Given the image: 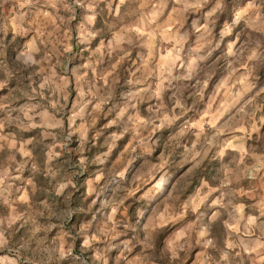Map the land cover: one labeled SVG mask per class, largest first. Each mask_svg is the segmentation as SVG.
I'll return each mask as SVG.
<instances>
[{"label": "clouds", "instance_id": "9594fccd", "mask_svg": "<svg viewBox=\"0 0 264 264\" xmlns=\"http://www.w3.org/2000/svg\"><path fill=\"white\" fill-rule=\"evenodd\" d=\"M236 3L237 0H221L220 19L215 25L209 22V16L202 26L200 22L185 21L181 28L179 12L168 16L173 0H118L114 10L109 11L115 20L112 31L106 34L101 25L104 0L96 7L87 0H0V264H87V255L92 256L94 264H110V249L133 252L134 241L126 238L133 230L143 238L146 250L154 249L157 233L162 236L172 231L189 212L200 215L202 206L217 191L224 196L214 204L230 218L228 239L221 244L208 227L179 229L166 244L171 264H183V254L192 244L202 249L198 264H247L248 258H253L255 264H264V220L249 216L247 202H241L243 197L258 200L264 217V157L253 155L250 159L243 136L234 138L227 148L209 142L210 150L220 148L213 156L214 166H223L219 188H210L191 207L183 201L174 206L169 200L164 212L154 215L140 231L151 204L167 195L176 174L200 159L199 149L209 137L220 135L215 118L211 131L206 121H198L191 129L180 128L182 99L177 96L171 106L167 103L173 82L199 83L204 79V86L210 88L224 64L230 69V79L249 95L264 79V9L252 5L236 9ZM133 5L135 18L126 23V10ZM77 6L82 10L79 14ZM225 17L228 24L222 25ZM193 30L200 37L196 47L192 46ZM161 36L169 46L168 53L157 56L155 48L145 53L141 47L143 63L134 66L136 72L128 81L135 88L123 86L127 73L118 72V64L112 61L129 60L133 53L127 46L131 42L139 44L148 37L159 43ZM76 44L81 49L79 53L75 51ZM217 56L221 57L216 66L219 71L207 79L204 74ZM202 92L203 87L198 94ZM246 101L247 97H241L235 106L244 116L248 114L245 107L254 102ZM148 104L156 105L155 116L143 112ZM227 104L226 98L217 111L224 112ZM45 114L52 123L45 122ZM44 127L56 134L54 147L60 151L54 153L55 159L46 156L42 167L30 147L35 141H24L17 132L31 135ZM178 128L171 157H163L147 176L138 178L143 184L150 177L145 187L153 199L138 211L137 223H128L127 231L121 233L125 222L118 220V212L123 201L109 202L108 191L115 185H126L140 160L155 156L159 143L152 144L154 133H160L162 139L166 130L172 133ZM193 129L195 138L191 135ZM93 132L97 145L101 137L109 136L106 151H101L106 156L104 160L96 156L90 161L88 156L93 151L89 139ZM129 135H135L139 143L129 150L121 167L109 169L112 156ZM77 144V157L69 159L68 168L69 172L78 171L70 175L57 168L48 173L46 190L42 188L37 178L44 174L43 170L52 168L64 154L71 158ZM180 156L184 157L181 167L173 169L171 165ZM85 178H90L89 183L97 185L98 190L103 188V216L98 214L91 224L74 234L72 224L82 216L74 200L82 191L78 180ZM22 191L27 194L22 196ZM88 194L91 197L95 192L89 188ZM40 200L48 204L41 207ZM173 209L174 215L169 216ZM77 248L80 255H76Z\"/></svg>", "mask_w": 264, "mask_h": 264}, {"label": "rangeland", "instance_id": "374dc122", "mask_svg": "<svg viewBox=\"0 0 264 264\" xmlns=\"http://www.w3.org/2000/svg\"><path fill=\"white\" fill-rule=\"evenodd\" d=\"M220 4L221 0H179V3H176L175 0H173V7L169 8V10H171L170 16H173L174 13L179 12L181 28L184 27L185 21H187L189 24L194 21L200 22L202 26L203 22H205L209 16H211V20L209 22L212 25H215L220 19V11L218 10V6ZM249 5H252L257 9H264V0H244L243 3H241L240 0H237L235 7L236 9H239L242 7H248ZM181 9L183 11H179ZM80 11L81 9L79 6H77L76 12L79 14ZM221 23L222 25H227V18L225 17ZM246 39L247 34L245 35V40ZM199 42L200 37L197 36L195 34V30H193L192 46L196 47ZM244 42L245 41L242 40L240 43L243 44ZM159 48L161 49L160 52L162 55L166 54V51L169 49V47L164 45ZM220 61L221 57L217 56L212 64L209 65L208 70L204 74L207 79H211L213 76H216V73L219 71L216 66L220 63ZM180 71L181 70L178 68L177 74H180ZM229 71L230 69L228 65L224 64L223 71L215 79L210 88L204 86V79H201L199 83L197 81H174L171 88L168 90L167 103L169 106L174 103L175 97L178 96L182 99L183 115L182 119L180 120V128L187 126L191 129L192 125L198 121H206V127L209 131H211V124L213 122V118H215L217 122V131L220 133V135L215 137V139H213V137H209L208 141L204 142V146L199 149L202 153L200 159L193 164H189L187 167L183 168L182 171L178 172L168 189L167 195L151 204V208L147 216L143 218V224L140 228L141 232L144 231V226H147L151 223L154 215H159L160 213L164 212V206L169 200H171L175 206L177 202L182 201L183 197L186 198L188 193L190 197H192V192H194L196 187H198L201 197L206 196L210 188H219V180L222 178L223 166H214L213 156L220 151V148L217 147L214 150H210L209 142L212 144L222 145L227 148L233 142L234 138L243 136L245 137L246 146L250 151L249 158L251 159V156L253 155L256 157H264V79L261 80L260 85L255 89V91L249 95L247 91H243L241 89L240 85L236 84L234 79H230ZM257 71H260V69H257ZM252 79L255 80L256 77L253 76ZM201 87H203V92L198 94V90ZM230 92L231 96H229ZM241 97H247V101L254 100V102L248 104L247 107H245V104L239 105L240 107H245V111L248 113L247 116H244L239 112V109L235 107L237 104H239ZM226 98L228 99V104L225 111L218 112L217 110L219 109L220 104L223 103ZM155 109L156 107L154 106H148L144 113H152V115L155 116ZM178 111L180 110L178 109ZM253 124H255V128L253 127ZM40 130L41 129L33 134L35 136L43 135L46 138L49 137L50 139H47L48 141L52 140L53 138L55 139L56 135L52 130L46 128L42 133ZM179 130L180 129L178 128L177 132L172 133H168L167 130L165 131L162 139L167 137L172 138L167 142L164 141L165 144H159V149H168L166 151L167 154L165 157H171L173 153L174 141ZM195 133L196 130L193 129L191 132L193 138H195ZM17 134L22 136L23 139L29 135L27 133L18 132ZM155 134L156 133L153 135L155 136ZM157 134L160 138L161 134ZM131 136L133 137V135ZM137 144L138 143L133 142L132 144L130 143V145H125V150H127L129 153V150ZM50 147H52L51 144ZM85 147H87V145ZM40 148H42V146L39 144L35 146L34 150L36 152L34 155L41 165L43 158H41V154L39 152ZM79 148L80 145L77 144L72 149V157L68 158L74 161L77 157ZM56 149L57 148H55L54 152H59V150ZM148 158L154 160L155 156ZM183 159L184 157L180 156L176 160L175 164L171 165V167L173 169H179L182 165ZM141 161L142 163L140 164ZM140 162L126 185H115L111 187L107 193V200L109 202L113 201V199L123 201L118 212V220L125 222L120 228L121 233L127 231L128 223L133 225L137 223V221L140 219L137 215L138 211L141 208L148 207L147 201L153 199L145 187L148 183V179L150 178L148 177V179H145L143 184H141L138 180L139 177H137L139 175L137 171H149L150 165L153 162L145 159L140 160ZM157 162L158 163H156L155 168L161 163V161ZM253 163H255V161H253ZM116 164L118 163L114 162L111 169H117ZM57 168H62L65 172H69L66 163L56 162L51 170L50 168L46 169L47 174L45 176H39L37 178L38 183L45 190L48 183L46 179L48 173H54L52 170ZM75 171L78 170H72L69 172V174H74ZM45 173L46 172L44 171V174ZM95 174L96 169L93 168V175L95 176ZM201 181H207V185L202 186L199 184ZM84 182L85 179L78 180V186L82 189V191L77 194L74 200L76 207L82 213V216H77L72 224V230L74 234H78L80 230L83 229L85 224H91L93 220L96 219L98 214L103 216L105 204V197L101 195L103 188L98 190V186L94 183L90 184L88 181V184L85 185ZM89 188L95 192V194L91 197H89L88 194ZM223 196L224 193L222 191H217L212 195L211 199L208 200L207 204L202 206V212L200 215L189 212L186 217L176 223L175 227L172 228V231L166 232L162 236L157 233L154 237V240L156 237H159V239L156 242V247L154 249L146 250V245L143 241V238L138 237L133 230L131 234L126 236L127 239L134 241L133 252L125 253L123 249L120 251L110 249L108 253L110 264H171V256L166 248V244L167 240L170 239L174 235L175 231L179 229L199 230L204 227H208L212 230L213 238L218 240L221 244H224V242L228 239L230 218L226 212L222 211L219 206L214 204L215 200L221 199ZM97 197H99L98 201ZM140 200H142V202ZM241 202H247L246 211L249 216H257L260 217L261 220H264V217L261 216V206L258 200L252 197H243L241 198ZM39 203L41 207H44L48 204V201L40 200ZM186 204L189 203L187 202ZM191 206L192 203L190 204V207ZM107 211H110V209ZM173 215L174 209L169 212V216ZM103 222V219H101V227L103 226ZM256 235H259V237H256L259 239V229L256 230ZM55 238L56 237L54 236L53 239ZM77 238H79V236H77ZM94 251L95 250H93V253ZM201 251L202 249L198 244L190 245L189 250L183 254V264H198ZM80 254L81 250L77 248L76 255ZM244 255L246 256L247 254L244 253ZM85 259L87 264H94L91 255L85 256ZM247 264H255L254 259L248 258Z\"/></svg>", "mask_w": 264, "mask_h": 264}, {"label": "crops", "instance_id": "0c3cea01", "mask_svg": "<svg viewBox=\"0 0 264 264\" xmlns=\"http://www.w3.org/2000/svg\"><path fill=\"white\" fill-rule=\"evenodd\" d=\"M87 2L89 3L90 6L92 7H96L99 3H100V0H87ZM118 3V0H104V7H103V19L101 21V25L104 27L105 29V32L106 34L107 33H110L112 31L111 29V26L113 25L114 23V20H115V17L114 15H109V11L110 10H114L115 8V5ZM165 3H167V1L165 0ZM82 11V10H81ZM80 11V13H81ZM126 11L129 12V16L126 17L125 19V22H130L132 19H134V12H135V6L133 5L132 7L128 8ZM170 13H171V10H168V16H170ZM139 39V38H138ZM159 43H156L155 41H151L149 40L148 37H144L141 42L139 44L135 43V42H131L127 47H128V51L129 52H132V56L130 57L129 60H124L123 62H120L118 59L115 60V61H112L113 64H118V68H117V71L118 72H121V73H127V78L125 80V84L123 86H126L130 89H134L135 88V85L133 84H129L128 81H131L132 78H133V75L134 73L136 72V67L134 66H138L139 64H142L143 63V58L141 57L140 55V51L139 49L141 47H143L145 53H147V51L150 49V48H155L156 50V53H157V56L159 55H162V53L160 52V48L159 47H162L163 45L166 46V47H169L166 42L164 41V38L163 36L159 37ZM112 41L110 40L109 43H111ZM80 47L78 44H76L75 46V51L77 53L80 52ZM169 51V49H168ZM168 51H166L168 53ZM166 53V54H167ZM164 54V55H166ZM130 69V70H129ZM73 104L76 103V100L73 99ZM148 106H154L156 107L155 104H148V105H145L144 109H143V112L145 110H147V107ZM46 123L50 124L52 123V118L47 116L46 114L42 117ZM90 119H97V117H90ZM102 119V117H101ZM107 124V122H105L104 124H101L100 127L103 128L105 127ZM48 127H44V128H41V133L43 132L44 129H46ZM50 129V128H48ZM51 130V129H50ZM54 133V132H53ZM55 134V133H54ZM56 135V134H55ZM29 139L31 140H34L35 143L33 145H30V147L32 148L33 150V153L35 154V146L36 145H41L42 148H40L39 152L41 154V158H43V161H42V164L41 166L43 167L44 165V160H45V157L46 156H53V159H55V155H54V150H55V139L53 138L52 140L48 141L47 139H50L49 137H45L43 135H40V136H35L34 134H31V135H28L25 139H23L24 141H28ZM90 139V142H91V146L93 147V151L88 153V156L90 157V161L93 159L95 160L96 156H100V159L101 160H104L106 159V156L104 155H101V151L104 150L106 151V145L108 144L109 142V136H103L100 138V142L99 144L97 145L96 144V134L95 132L91 133V136L89 137ZM170 139L172 138H164V139H161L159 138L158 134L156 133L155 136H154V139L152 141V144L155 145L157 142L159 144H165L164 141H169ZM133 142H136V143H139L138 141V138L133 135V137L131 135L128 136L127 140L120 146L121 148H119V150L112 156L111 160H110V163L108 165L109 169H111L113 163L117 162L118 164H116V167L119 168L120 166H122V162L127 159V156H128V151L125 150V145H130V143L132 144ZM170 143V142H169ZM50 144L52 147H50ZM49 145V146H48ZM88 146V145H87ZM56 150H59L60 149H56ZM168 149L164 150L162 148H158L156 154H155V158L154 160H151L150 158H145V160H150L151 162H153L151 165H150V168H149V171H137V173H139V175L137 177H141V176H147L149 172H151L153 169H155V165L156 163H158L157 161H161L163 157L166 156L167 154V151ZM127 151V152H126ZM159 157V158H158ZM68 161H69V158L66 157V155H64V157L62 156L61 159L57 160L56 162H64L66 163L67 165V169L69 170L68 168ZM55 162V163H56ZM155 162V163H154ZM142 163V161L140 162V164ZM51 170V168H50ZM56 169L52 170L55 172ZM73 170H77V169H73ZM103 170L102 166H101V171ZM43 171H45L46 173L41 175V176H45L47 174V170L44 169ZM135 172V171H134ZM94 176V175H93ZM150 178V177H149ZM88 181H89V178H85V182L84 184L87 185L88 184ZM199 184H201L202 186H206L207 184H205L204 182H199ZM200 188V187H199ZM144 192V191H142ZM193 195L192 197H190L189 193L187 194L186 198L183 197L182 201L184 204H186L187 202L189 203L188 205L190 206V204L192 203V206L195 205L198 201H200V199L202 198L200 196V192L198 190V187L195 188L194 192H192ZM27 193L22 191L21 192V195H26ZM149 194H151L149 192ZM152 196V194H151ZM142 199V198H141ZM187 200V202H186ZM142 202V200H140ZM3 207L7 208V205H4ZM256 237H259V235H256Z\"/></svg>", "mask_w": 264, "mask_h": 264}]
</instances>
